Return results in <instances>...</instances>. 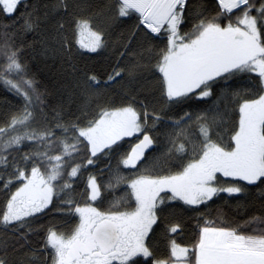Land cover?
<instances>
[{
	"label": "snow or ice",
	"instance_id": "obj_1",
	"mask_svg": "<svg viewBox=\"0 0 264 264\" xmlns=\"http://www.w3.org/2000/svg\"><path fill=\"white\" fill-rule=\"evenodd\" d=\"M0 89V264H264V0H0Z\"/></svg>",
	"mask_w": 264,
	"mask_h": 264
},
{
	"label": "trees",
	"instance_id": "obj_2",
	"mask_svg": "<svg viewBox=\"0 0 264 264\" xmlns=\"http://www.w3.org/2000/svg\"><path fill=\"white\" fill-rule=\"evenodd\" d=\"M39 77L42 82L47 83V76L45 73H39ZM6 93L3 91V89H0V104L4 103L6 101Z\"/></svg>",
	"mask_w": 264,
	"mask_h": 264
}]
</instances>
